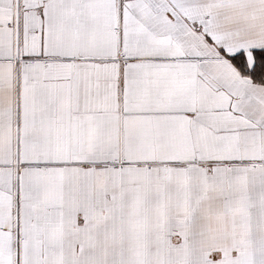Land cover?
Masks as SVG:
<instances>
[{"label": "snow or ice", "instance_id": "obj_1", "mask_svg": "<svg viewBox=\"0 0 264 264\" xmlns=\"http://www.w3.org/2000/svg\"><path fill=\"white\" fill-rule=\"evenodd\" d=\"M0 264H264V0H0Z\"/></svg>", "mask_w": 264, "mask_h": 264}]
</instances>
